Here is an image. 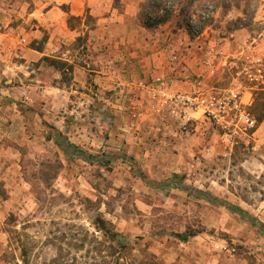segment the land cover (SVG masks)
I'll use <instances>...</instances> for the list:
<instances>
[{
	"label": "rangeland",
	"instance_id": "obj_1",
	"mask_svg": "<svg viewBox=\"0 0 264 264\" xmlns=\"http://www.w3.org/2000/svg\"><path fill=\"white\" fill-rule=\"evenodd\" d=\"M230 90L249 136L188 108ZM99 214L140 264H264V0H0V264H103Z\"/></svg>",
	"mask_w": 264,
	"mask_h": 264
},
{
	"label": "built area",
	"instance_id": "obj_2",
	"mask_svg": "<svg viewBox=\"0 0 264 264\" xmlns=\"http://www.w3.org/2000/svg\"><path fill=\"white\" fill-rule=\"evenodd\" d=\"M186 99L189 110L204 115L231 136L237 134L249 136L257 129L258 121L247 110L249 101L240 91L188 96ZM191 115L192 113L185 114V119L190 120Z\"/></svg>",
	"mask_w": 264,
	"mask_h": 264
},
{
	"label": "trees",
	"instance_id": "obj_3",
	"mask_svg": "<svg viewBox=\"0 0 264 264\" xmlns=\"http://www.w3.org/2000/svg\"><path fill=\"white\" fill-rule=\"evenodd\" d=\"M154 1V0H152ZM156 5V2H154ZM160 7L158 8V13L151 14L148 17H146V25L148 26H154L159 23L165 22L170 16V13L168 11L164 10L163 5L159 4ZM172 7L175 5V3H171ZM165 6V5H164ZM154 8V7H153ZM161 10H164L165 12L163 14H159ZM262 120V117L260 118V121ZM231 210H237L240 214H243L245 216L244 210L241 208L235 207L233 205H230ZM96 229L100 231L103 235V238L100 242V253L102 255L103 264H140L139 262H136L133 259H130L128 254L129 250L131 249V246L129 245V241L127 240L126 236L117 231L116 228L112 225L111 222H109L106 218H104L102 215H98L94 220ZM198 234L195 230H187L182 233H178L177 237L183 241L187 242L192 237L196 236ZM49 264V263H48ZM50 264H75L73 261L71 262H63V263H56L55 261L51 262Z\"/></svg>",
	"mask_w": 264,
	"mask_h": 264
}]
</instances>
